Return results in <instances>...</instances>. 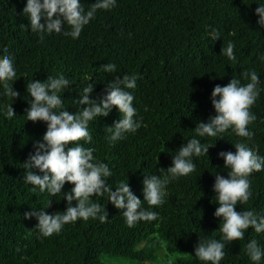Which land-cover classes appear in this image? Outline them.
<instances>
[{
	"label": "trees",
	"instance_id": "1",
	"mask_svg": "<svg viewBox=\"0 0 264 264\" xmlns=\"http://www.w3.org/2000/svg\"><path fill=\"white\" fill-rule=\"evenodd\" d=\"M82 2L87 8L92 0ZM25 3L0 0V49L7 48L14 58L17 76L11 86L19 92L14 98L0 95V107L10 103L15 111L11 118L0 112V264H117L102 260V253L145 261L155 244L163 242L168 252L186 253L163 264H211L194 255V246L206 235L222 237L216 229L222 221L213 215L217 203L212 184L215 171L227 175L217 152L235 150V133L226 130L218 138H201L214 144L207 155L194 157L197 167L193 172L166 186L161 205L150 206L160 212L157 219L129 226L122 209L106 196L94 197L105 203L107 220L78 218L66 223L60 232L43 236L35 227L36 218L26 219L24 211L45 206L48 198V212L63 210L66 205L60 194L49 197L46 191L40 192L38 186L23 180V161L32 150L33 140L40 139L46 129V122L27 119L24 114L28 105L26 84L31 79L43 80L48 74L64 73L72 82L61 95L66 107L75 111L71 100L85 83L94 82L91 95L98 96L111 79L112 73L100 69V64L113 61L120 74L137 73L133 104L143 118L142 125L110 143L105 125L120 116L113 106L89 128L94 154L113 169L109 182L115 186L127 177L131 189L143 199L145 172L170 165L175 150L195 134L196 121L215 114L210 100L215 84L223 85L231 75L255 68L264 89V28L256 23L255 0H117L112 9H98L79 37L53 32L45 34L43 40L30 28L20 26L28 24L22 14ZM209 26L220 36L214 39ZM228 40L234 41L236 62L220 52ZM251 110L257 119L248 125L254 131L248 142L264 154V90ZM250 179L253 196L235 207L264 210V169L251 173ZM70 187L65 181L62 191ZM145 206L149 205L145 202ZM253 236L264 244V232L256 233L249 226L244 238L225 243L226 254L220 264H257L244 249L246 240ZM151 240L155 242L147 250L146 246L136 250L138 244ZM259 264H264V258Z\"/></svg>",
	"mask_w": 264,
	"mask_h": 264
},
{
	"label": "clouds",
	"instance_id": "2",
	"mask_svg": "<svg viewBox=\"0 0 264 264\" xmlns=\"http://www.w3.org/2000/svg\"><path fill=\"white\" fill-rule=\"evenodd\" d=\"M255 2L257 6L254 12L258 14L256 23L264 28V0ZM116 3L117 0H92L90 6L85 8L82 0H26L22 14L27 17L28 24L21 23L20 26L38 33L41 40L45 34L53 32L77 38L98 9H112ZM210 35L216 39L220 33L216 28H211ZM234 47V41L228 40L220 52L236 62ZM261 59H264V54H261ZM99 68L112 73L111 79L104 84L98 96L91 95L94 82L85 83L79 95L71 100L76 106L75 111L66 107L61 95L72 82L64 73L48 74L43 80L31 79L26 84L28 105L24 114L27 119L46 122V129L40 139L33 140L32 150L23 161L26 169L23 180L38 186L40 192L46 191L49 197L60 194L66 205L63 210L48 212L45 210L50 204L48 198L45 206L30 207L24 211L26 219L36 218L35 227L40 234L48 236L58 233L66 223L78 218L107 220L105 203L94 197L106 196L116 208L122 209L125 223L129 226L141 220L157 219L160 212L150 206L161 205L167 193L166 186L179 176L193 172L197 167L194 157L207 155L209 147L214 144L201 138H218L226 130H231L238 138L232 142L234 151L221 149L217 152V156L223 158L227 171V175L215 171L212 184L217 203L213 215L222 221L216 228L222 237L206 235L199 238L194 246V255L199 260L220 264L226 254V242L244 238L249 226L256 233L264 232V210L254 207L237 210L235 207L238 202H247L253 196L251 173L264 169V154L248 142L254 135L248 125L257 119L251 106L264 90L255 68H245L239 75H231L227 83H217L212 87L210 100L215 114L209 115L206 120L196 121L193 128L195 134L175 150L170 165L158 168L157 172H145L142 180L143 199L131 189L127 177L119 179L115 186L109 182L113 169L106 160L94 154L96 148L91 143L94 138L89 128L91 122L107 115L113 106H116L120 116L105 125L110 143L134 133L142 125L143 118L133 104L138 74H120L113 61L102 63ZM16 76L13 56L7 48L0 49V95L11 98L19 95L11 86ZM0 112L7 118L15 116L10 103L0 107ZM65 181L70 182L71 187L62 191ZM145 202L149 206H145ZM244 249L257 264L264 258V244L255 236L246 240Z\"/></svg>",
	"mask_w": 264,
	"mask_h": 264
},
{
	"label": "rangeland",
	"instance_id": "3",
	"mask_svg": "<svg viewBox=\"0 0 264 264\" xmlns=\"http://www.w3.org/2000/svg\"><path fill=\"white\" fill-rule=\"evenodd\" d=\"M154 240H151L148 244L144 245L143 242L136 246V250H140L142 247L146 246V250L149 247L150 243H154ZM186 256V253L182 250L176 252H168L166 250L165 243L155 244L153 248V252L151 255L145 260H137L132 257L123 256L120 254H110V253H102L100 258L102 260H106L109 262H115L117 264H163L165 261H173L178 257Z\"/></svg>",
	"mask_w": 264,
	"mask_h": 264
}]
</instances>
